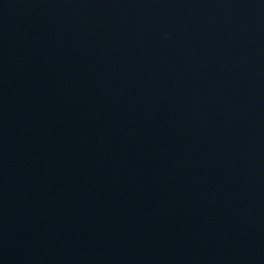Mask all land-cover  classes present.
<instances>
[{
  "label": "water",
  "instance_id": "water-1",
  "mask_svg": "<svg viewBox=\"0 0 264 264\" xmlns=\"http://www.w3.org/2000/svg\"><path fill=\"white\" fill-rule=\"evenodd\" d=\"M0 264H264V0H0Z\"/></svg>",
  "mask_w": 264,
  "mask_h": 264
}]
</instances>
